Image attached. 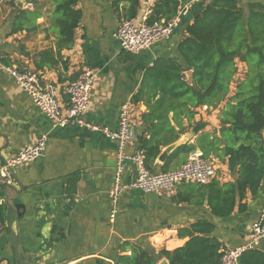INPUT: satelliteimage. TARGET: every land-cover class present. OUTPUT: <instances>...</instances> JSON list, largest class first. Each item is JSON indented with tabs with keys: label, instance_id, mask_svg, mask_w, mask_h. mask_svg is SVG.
<instances>
[{
	"label": "crops",
	"instance_id": "obj_1",
	"mask_svg": "<svg viewBox=\"0 0 264 264\" xmlns=\"http://www.w3.org/2000/svg\"><path fill=\"white\" fill-rule=\"evenodd\" d=\"M177 1V10L189 2ZM213 1L194 4L170 38L132 53L124 50L115 37L120 22L127 19L131 1L79 0L77 8L82 10V19L74 44L62 50L60 57L55 53L51 65L37 69L39 55L55 49L57 42L53 0H0V165L42 134L49 136L40 157L15 167L16 184L6 190L10 202L23 203L25 210L21 209L22 215L17 216L10 208L9 220L0 233V264H7V259L10 264H117L118 255H130L137 246L157 254L161 249L183 246L190 238L192 224L200 220L215 225L213 235L222 247L247 243L251 224L264 213V180L256 196L247 194L248 209H236L227 217L214 215L208 205V190L200 192L199 188L208 184L192 182H181L173 191L146 193L138 188L127 189L115 204L110 192L117 141L85 126L55 125L8 71V66L35 70L44 82L62 91L84 67L91 68L95 80L86 121L117 130L120 108L131 101L134 138L126 151L134 153L141 150L140 137L150 138L149 129L156 124V120H144L148 106H154L158 98L153 96L151 82H145L146 71L160 58L184 61L179 44L187 36V26ZM236 1L246 20L251 3L264 5V0ZM175 2L139 0L137 15L131 20H148L155 5L161 12L156 13V21L167 20L163 13L172 10ZM19 23L24 29L14 31ZM238 65L245 64L237 59ZM187 72L184 73L190 82ZM60 98L63 108H67L68 97L62 93ZM224 106L222 102L217 107L197 108L191 123L184 119L186 129L179 140L194 143L203 132H218ZM173 114L169 117L175 125ZM192 153L203 154L197 149L186 158L181 155L170 170ZM158 158L153 163L155 171H161L166 162ZM213 160L218 167L214 180H236L227 163ZM122 175L123 183L132 182L136 178L134 164L125 162ZM114 208L117 212L112 220ZM14 236L18 238L22 262L16 256ZM259 248L264 250V238Z\"/></svg>",
	"mask_w": 264,
	"mask_h": 264
},
{
	"label": "trees",
	"instance_id": "obj_2",
	"mask_svg": "<svg viewBox=\"0 0 264 264\" xmlns=\"http://www.w3.org/2000/svg\"><path fill=\"white\" fill-rule=\"evenodd\" d=\"M127 19L137 15L139 0H130ZM79 0H53L54 28L57 31L55 49L51 48L39 56L40 64L51 65L53 55L59 57L64 49L75 42L76 29L82 19V10L77 8ZM178 1L172 10L163 13L167 20L177 11ZM156 9L149 23L156 20ZM24 29L23 23L14 31ZM187 36L179 44L183 62L172 58H160L145 74V82L153 87V96L158 97L144 120L154 121L149 129L150 138L140 137L146 166L154 172L153 163L162 148L176 141L184 133V119L190 123L197 108L207 105L217 107L225 102L220 113L218 132H203L194 143L179 145L170 154L161 171L170 170L182 155L200 149L202 155L228 164L236 180L221 183L213 180L205 187L208 190V205L214 215L227 217L236 209H248L247 194L253 197L264 180V5L251 3L249 17L236 0H214L187 26ZM237 59L247 65L245 77L235 86ZM191 71L190 82L185 71ZM234 87V88H233ZM173 112L175 125L169 114ZM178 127V129H177ZM183 158L182 161L185 159ZM10 207L5 192H0V233L6 227ZM215 225L200 220L191 226V235L186 243L174 250L161 249L158 254L137 246L130 255H118L117 264H158L167 258L170 264H222V242L213 235ZM240 264H264V250H246Z\"/></svg>",
	"mask_w": 264,
	"mask_h": 264
},
{
	"label": "built area",
	"instance_id": "obj_3",
	"mask_svg": "<svg viewBox=\"0 0 264 264\" xmlns=\"http://www.w3.org/2000/svg\"><path fill=\"white\" fill-rule=\"evenodd\" d=\"M208 0H189L180 6L177 13L169 20L153 21L149 23L146 18L141 22L124 19L120 22L115 33L121 47L132 53L150 48L156 42L168 39L181 23L191 7ZM8 71L15 78L19 86L33 100V102L53 121L55 125L85 126L91 130H98L117 141V163L114 177V185L111 189V198L116 204L127 189L138 188L146 193L173 191L181 182H192L199 185L211 183L218 173L217 164L213 159L201 154L192 153L179 167L154 172L148 169L145 155L141 150L127 153V144L134 138L132 128V111L134 105L126 101L120 108L119 128L113 130L108 126H95L86 121L85 113L89 106L91 92L94 85L95 73L89 67H84L79 76L69 82L62 91L57 85L44 82L39 72L28 68L18 69L8 66ZM68 97L67 108H63L61 94ZM48 134H42L39 139L24 148L15 156L5 160L0 165V192L13 188L16 184L15 167L30 163L40 157L47 146ZM131 162L136 168V178L128 183H123V170L125 162ZM113 209L112 220L116 215ZM264 238V213L251 224L248 231V241L235 247L221 248L222 264H240L243 253L255 248Z\"/></svg>",
	"mask_w": 264,
	"mask_h": 264
},
{
	"label": "water",
	"instance_id": "obj_4",
	"mask_svg": "<svg viewBox=\"0 0 264 264\" xmlns=\"http://www.w3.org/2000/svg\"><path fill=\"white\" fill-rule=\"evenodd\" d=\"M187 75H188V78L190 80L191 78V71H188L187 72ZM263 139H264V133H263ZM183 144V141H176L168 146H166L164 148V150H162L161 154L159 155V161L161 162H165L168 157L170 156V154L174 151L175 148H177L179 145ZM6 201L7 203L9 204V207L11 208V210L16 214L17 213V216H21L23 212H21V209H23V211L25 210V205L23 203H11L10 202V199H9V196L6 197ZM15 237V240H16V243H15V250H16V256L20 259V261L22 262V259L20 257V253H19V250H18V238L16 236ZM7 264H10V260L7 259ZM158 264H170L169 263V260L167 258H162V260L158 263Z\"/></svg>",
	"mask_w": 264,
	"mask_h": 264
},
{
	"label": "rangeland",
	"instance_id": "obj_5",
	"mask_svg": "<svg viewBox=\"0 0 264 264\" xmlns=\"http://www.w3.org/2000/svg\"><path fill=\"white\" fill-rule=\"evenodd\" d=\"M245 65L244 66L241 65V67H240V65H238V68H237V71H236V74H235V78H234L235 83L233 84V86H235V84L237 83L238 80H241V79H243L245 77V74H246V72L248 70L247 65L246 66ZM5 197H6V192H5Z\"/></svg>",
	"mask_w": 264,
	"mask_h": 264
}]
</instances>
